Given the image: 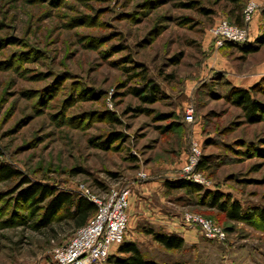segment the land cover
<instances>
[{
	"label": "rangeland",
	"instance_id": "374dc122",
	"mask_svg": "<svg viewBox=\"0 0 264 264\" xmlns=\"http://www.w3.org/2000/svg\"><path fill=\"white\" fill-rule=\"evenodd\" d=\"M230 8L228 0H0V162L30 180L98 197L126 187L124 239L131 235L156 262L264 264V223L230 220L200 193L165 183L184 179L195 142L203 190L264 212V111L247 122L229 99L230 87H252L264 104V45L249 54L213 45L209 29L231 22ZM242 9L251 41L264 17L257 11L244 23ZM143 78L157 86L152 103L130 93ZM110 134L119 139L106 142ZM17 183L0 180V264H54L52 250L74 228L33 229L37 215L12 200ZM184 212L224 229V239L184 225ZM146 226L176 228L182 247L164 249L142 232Z\"/></svg>",
	"mask_w": 264,
	"mask_h": 264
},
{
	"label": "trees",
	"instance_id": "16d2710c",
	"mask_svg": "<svg viewBox=\"0 0 264 264\" xmlns=\"http://www.w3.org/2000/svg\"><path fill=\"white\" fill-rule=\"evenodd\" d=\"M231 8L228 15L232 21H228L235 25L241 26V9L244 0H228ZM188 7H192L193 3H188ZM201 13H207V9L200 7ZM258 12L264 17V6L258 8ZM222 45L235 47L244 54L253 53L264 45V25L262 30L254 38V40H245L242 42H224ZM140 87H131L130 93L136 96L142 103H152L155 101V95L158 92L157 86L150 80L143 78ZM242 87L232 86L229 90V99L242 111L247 122H254L259 113L264 111V104L255 100L250 95V90ZM119 139L118 134H110L106 142H113ZM205 168L203 159H199L195 169ZM17 179L18 183L13 187L11 194L12 200L22 201L27 208L30 209L31 217L37 218L33 221L32 227L35 230L48 229L52 231L53 225L71 224L74 230L85 224L86 221L95 212V205L88 199L80 195L78 192L58 189L39 181L30 180L14 167L0 162V180ZM166 187L169 189H183L187 193L197 192L204 196V203L209 207H214L222 211L226 218L230 220H241L245 218H257L264 223V212L256 210L251 212L240 207V205L230 200L228 195H223L218 191L203 190L200 184L194 183L188 179H176L166 181ZM224 230V229H223ZM142 232L149 235L153 241L161 245L166 250H178L183 245V238L177 232H167L155 230L150 226L142 229ZM225 232V230H224ZM226 233V232H225ZM125 238V237H124ZM107 264H184L180 261L172 262H156L153 259L143 255L135 242L129 239H123L121 243L114 247V250L107 257Z\"/></svg>",
	"mask_w": 264,
	"mask_h": 264
},
{
	"label": "built area",
	"instance_id": "2783aa9c",
	"mask_svg": "<svg viewBox=\"0 0 264 264\" xmlns=\"http://www.w3.org/2000/svg\"><path fill=\"white\" fill-rule=\"evenodd\" d=\"M264 6V0H247L242 9L244 23H249L258 8ZM209 36L215 47L224 42H242L248 40L245 27L229 23L225 19H218L209 29ZM186 121H191V110L185 112ZM199 148L195 142L189 146L185 161L180 169V177L203 185L205 183L201 173L195 170L198 162ZM142 178L143 172H137ZM79 194L95 205V212L85 224L77 227L71 236L51 252L54 264H107L110 249L124 239L127 228L128 195L126 187L110 189L104 197L90 194L86 188L80 186ZM184 225L194 226L206 238L223 240L225 233L210 220L197 214L184 212L181 215Z\"/></svg>",
	"mask_w": 264,
	"mask_h": 264
},
{
	"label": "crops",
	"instance_id": "0c3cea01",
	"mask_svg": "<svg viewBox=\"0 0 264 264\" xmlns=\"http://www.w3.org/2000/svg\"><path fill=\"white\" fill-rule=\"evenodd\" d=\"M258 14H259L258 12L254 13L253 17H256V15ZM169 227L171 226H168V229L166 230L167 232H177L178 231L176 228H169ZM126 238L132 240L131 235H128V237ZM112 249L114 250V248H111L110 252H112Z\"/></svg>",
	"mask_w": 264,
	"mask_h": 264
}]
</instances>
